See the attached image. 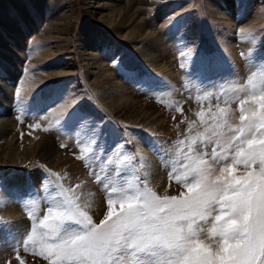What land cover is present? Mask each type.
Listing matches in <instances>:
<instances>
[{
  "label": "rangeland",
  "instance_id": "obj_1",
  "mask_svg": "<svg viewBox=\"0 0 264 264\" xmlns=\"http://www.w3.org/2000/svg\"><path fill=\"white\" fill-rule=\"evenodd\" d=\"M150 1L155 4L134 9L146 30L135 39L131 27L118 26L121 15L110 18V9L131 0H0L7 17H0V119H11L19 144L18 156L0 160V220L8 222L0 226V264H19L14 248L31 224L42 231L39 219L56 197L78 198L99 223L106 212L105 185L110 191L146 180L161 197V185L166 195H179L184 189L169 178L183 162L177 141L202 130L197 113L208 119L217 97L239 122L238 101L223 103L221 89L230 98V89L252 72L257 81L264 76V0ZM106 74L122 90L110 95L102 84ZM122 95L138 111L151 105L154 114L126 118L123 105H109ZM73 105L69 119L73 113L76 118L66 124L61 113ZM44 136L76 164L74 171L26 155L27 138L38 142ZM20 255L26 264H48Z\"/></svg>",
  "mask_w": 264,
  "mask_h": 264
},
{
  "label": "snow or ice",
  "instance_id": "obj_2",
  "mask_svg": "<svg viewBox=\"0 0 264 264\" xmlns=\"http://www.w3.org/2000/svg\"><path fill=\"white\" fill-rule=\"evenodd\" d=\"M256 75L231 88L230 98L221 89L223 103L238 101V123L217 97L208 119L197 113L202 130L177 141L183 162L169 178L184 189L178 196L161 197L146 180L110 191L105 185L99 223L78 198L56 197L39 219L42 231L31 224L14 248L15 259L26 264L23 251L48 264H264V76L257 81ZM74 108L61 113L66 124L75 120L76 113L69 119ZM7 223L0 220V226Z\"/></svg>",
  "mask_w": 264,
  "mask_h": 264
},
{
  "label": "bare ground",
  "instance_id": "obj_3",
  "mask_svg": "<svg viewBox=\"0 0 264 264\" xmlns=\"http://www.w3.org/2000/svg\"><path fill=\"white\" fill-rule=\"evenodd\" d=\"M152 4H155V2H152L150 0H131V4L130 5L122 6L121 9H118L117 7H114L112 9H110V15H111L110 18H113L115 16L121 15V16H119L120 19H119V25L118 26H121V27H124V26L131 27V34L133 35V37L135 39H138V38H141L142 36H144L146 30H145V26H143V24L137 23V20L140 17L139 13H141V12L138 13V11H135L134 9L137 8V7L148 6V5H152ZM133 10H134V12H133ZM0 17L4 21L7 20V17H5L1 12H0ZM219 17L221 19L224 18L222 16H219ZM224 20H225L224 22L226 23V19H224ZM11 29H14L13 26H11ZM58 51H62V49H58ZM155 52H157V49H156ZM147 56H151L152 57V56H155V55H153V54L151 55L150 54V55H147ZM95 62H97V61H93V63H95ZM104 72H107L106 69H104ZM35 78H39V77H35ZM102 81H101L102 84L105 85V87H103V88H105L106 90H108L110 95H112L111 92H113L114 89L115 90L116 89L122 90L120 87L116 86V84L113 81V77H111L110 75H107V74L104 75ZM8 87L4 91L5 93L6 92H9V88ZM107 94H106V96H107ZM128 100H129V96L128 95H122L121 97L115 98L114 100H112V103H110L111 102L110 101L109 102V105L112 106L111 104L114 105L115 103L118 106L123 105V107L120 109V111L123 110L124 113H126L125 114V115H127L126 118H139V117H144V119H146L147 117H149V116H151V115L154 114V112L151 111V107H152L151 105L147 104V107L145 106L146 107L145 109H148L147 111H145L144 109H142V110L140 109L141 111L139 110L140 111L139 112L138 111L139 105L137 107L132 106V104L129 105ZM2 101H3L2 102V107L3 106L5 107L6 104H7V100L6 99H3ZM153 119H155V118H153ZM158 119H159V117H158ZM11 122L12 121H11V119L9 117H5L3 119H0V148H1V151H0V160L7 159L9 157L11 159L13 156H16V155L18 156V147H19V144L17 143V140L14 139L15 133H14V130H13V133H12V123ZM160 126H162V125H160ZM26 142H27L26 144H28V146L27 145L25 147L22 146L23 147L22 149L25 151V153H26L27 156H30V157L33 156V155H34V157L37 156V157H39L42 160L48 161L50 164L53 163V162H55V161H57V164L58 165H61L63 168H66L69 171H74L75 168L77 167L76 164H72L71 165L68 162V158L65 155L62 156V153H59L58 152L57 147H55V144L53 143L52 139L49 136L48 137L47 136H44L38 142H36V140H33L31 138H27V141ZM159 189L162 191V193H164L163 195H166L167 194L165 192L166 191L165 190L166 188L164 187V185H161V187ZM173 190H174V188H173ZM178 194H179V191H178ZM11 214L14 215L15 212H13Z\"/></svg>",
  "mask_w": 264,
  "mask_h": 264
}]
</instances>
